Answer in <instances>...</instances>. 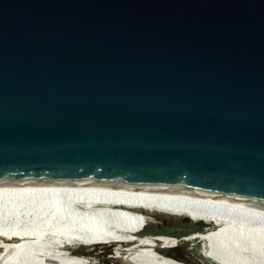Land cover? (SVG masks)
I'll use <instances>...</instances> for the list:
<instances>
[{"label":"water","instance_id":"water-1","mask_svg":"<svg viewBox=\"0 0 264 264\" xmlns=\"http://www.w3.org/2000/svg\"><path fill=\"white\" fill-rule=\"evenodd\" d=\"M50 184L264 217V0H0V185Z\"/></svg>","mask_w":264,"mask_h":264},{"label":"bare ground","instance_id":"bare-ground-1","mask_svg":"<svg viewBox=\"0 0 264 264\" xmlns=\"http://www.w3.org/2000/svg\"><path fill=\"white\" fill-rule=\"evenodd\" d=\"M136 209L215 225L189 241L197 240L201 254L216 264H264V217L177 198L52 184L0 185V264H89L66 246L121 241L127 244L124 259L132 264H171L150 248L159 242L177 246L175 239L130 235L149 220Z\"/></svg>","mask_w":264,"mask_h":264},{"label":"rangeland","instance_id":"rangeland-1","mask_svg":"<svg viewBox=\"0 0 264 264\" xmlns=\"http://www.w3.org/2000/svg\"><path fill=\"white\" fill-rule=\"evenodd\" d=\"M136 212L141 213L148 217V222L145 225L138 226L136 229L130 232V235L136 237L146 238V237H162V234L170 233V232H178L180 234H184L188 231L197 230V232L192 233L191 235L195 234H203L208 233L216 229L215 225H210L209 223H205L203 221H197L187 216L170 214L162 211H150L144 209H136ZM167 216V217H165ZM214 228V229H213ZM210 229V230H209ZM154 236V237H153ZM192 243H196L192 241ZM126 242H92L89 244L85 243H73L66 246L68 252L77 257H83L87 260L89 257L85 255H76V251L80 248V246H86L89 248L84 249V251L95 252L97 256H105L106 260H112L115 264V261L123 262V251L126 249L125 247ZM164 244V243H163ZM127 245V244H126ZM162 244H158L155 248H150L155 254L159 255L161 258H164V255L158 254L155 250L159 248L158 246ZM119 250V251H118ZM4 250L0 249V255ZM166 257V256H165ZM170 258V257H167ZM90 259V258H89ZM172 260H168V263L171 264H184L178 262L177 260L170 258ZM95 261L98 259L94 258ZM88 261V260H87ZM170 261V262H169ZM201 260L199 259V262ZM201 263V262H200ZM120 264V263H119ZM186 264V263H185Z\"/></svg>","mask_w":264,"mask_h":264},{"label":"flooded vegetation","instance_id":"flooded-vegetation-1","mask_svg":"<svg viewBox=\"0 0 264 264\" xmlns=\"http://www.w3.org/2000/svg\"><path fill=\"white\" fill-rule=\"evenodd\" d=\"M210 230V229H209ZM197 232V230L188 231L184 234H180L178 232H170L166 234H162V237H169L172 239H175L177 241V246L174 247H166L165 244H162V242H159L162 244L159 245V248H156L155 250L158 252V254L164 255L166 257H170L173 259H177L179 262L186 263V264H202L199 262V260L196 257V253H194V247L197 243H192L189 241L192 233ZM154 237V236H153ZM159 237V236H158ZM142 238V237H139ZM195 245V246H194ZM76 254H89V258L91 260V264H115L112 260H106L103 257L97 256L95 252H89V251H76ZM201 254V252H200ZM94 258L98 259L97 261L94 260ZM117 264H124L123 262L115 261Z\"/></svg>","mask_w":264,"mask_h":264},{"label":"trees","instance_id":"trees-1","mask_svg":"<svg viewBox=\"0 0 264 264\" xmlns=\"http://www.w3.org/2000/svg\"><path fill=\"white\" fill-rule=\"evenodd\" d=\"M165 217H167V216H165ZM86 248H89V247H86V246H80V248L77 250V251H79V252H81V251H83L84 249H86ZM76 255H85V254H76ZM87 256H89V254H86ZM157 255V254H156ZM161 260H164V261H168V260H166V259H169V260H172V259H170V258H167V257H165V256H163L164 258H161L159 255H157ZM103 258H105V256H102ZM170 262V261H169Z\"/></svg>","mask_w":264,"mask_h":264},{"label":"built area","instance_id":"built-area-1","mask_svg":"<svg viewBox=\"0 0 264 264\" xmlns=\"http://www.w3.org/2000/svg\"><path fill=\"white\" fill-rule=\"evenodd\" d=\"M163 238H169V237H163ZM89 264H91V260L88 258Z\"/></svg>","mask_w":264,"mask_h":264}]
</instances>
